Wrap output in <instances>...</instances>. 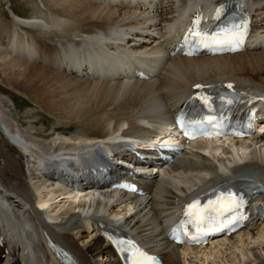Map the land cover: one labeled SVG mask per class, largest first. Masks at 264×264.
Returning <instances> with one entry per match:
<instances>
[{
    "label": "bare ground",
    "instance_id": "bare-ground-1",
    "mask_svg": "<svg viewBox=\"0 0 264 264\" xmlns=\"http://www.w3.org/2000/svg\"><path fill=\"white\" fill-rule=\"evenodd\" d=\"M45 1L52 8L50 12L54 19L51 25L70 32L71 37L81 35L82 39L60 41L61 47L44 44L36 48L30 42L29 34L21 31L22 36H16L18 33L13 30H1L7 34L3 45L10 48L8 51L0 48V68L6 77L3 82L32 97L35 104L52 117L68 124L77 123L83 134H74L70 139L59 135L52 142L39 141L29 135L31 128L22 129L10 119L3 107L5 101L0 99V131L4 137L0 143V264H60L51 255L44 230L48 232L50 223L68 227V223H63L65 220L71 222L69 232L63 238L52 236L75 254L81 264H124L98 224H105L103 217L111 219L115 225L120 218H132L128 223L125 221L130 227L129 232L137 228L141 229L138 232L141 234L144 226L139 219L135 221L136 216L149 205L154 209L152 205L156 198H150V195L156 190L160 194L169 192L177 201V212L182 213L195 200L220 190L234 180L232 174L250 168L263 169L261 173H264V148L255 145V141L237 142L239 146L235 145L236 141H225L219 145L194 143L188 152L175 154L173 161L156 162L155 166L140 162L126 145L116 143L130 140L138 146V136L155 134L156 118L169 120L183 99H194L203 88L233 84L236 90L264 95V39L260 37L261 30H264V0H253L255 8L249 10L256 14L249 24L252 38L262 43L243 52L215 58L205 54L197 58L184 57L181 51L176 55H171V52L174 42L193 21L191 12L198 13L195 10L200 5L203 10L210 5L212 7L217 0ZM187 2H191V11L185 8ZM230 4L231 0L220 1L221 7ZM11 12L19 21L18 26L37 29L46 24V16L40 12L30 19ZM176 22L177 25H174ZM111 29L117 31L118 38L109 35ZM98 38L101 40L97 41ZM95 41L97 44H92ZM83 44L90 45L94 53L107 54L100 60L114 61L112 55L116 52L113 46L116 45L130 58L155 59V65L144 70L141 66L124 67L120 62V69L121 65L110 70L98 68L92 71L96 74L99 71L100 76L91 75L83 69L86 59L82 55L81 64L74 65V68L79 72L83 69V74L66 70V64L69 68L72 65L67 63L71 56L65 53L64 47ZM14 52H18L19 56L12 57ZM38 55L42 57L38 61L46 63L37 64L35 58ZM138 72L148 76H134ZM120 73L130 74L124 77ZM167 94L173 99L169 101ZM259 106L264 109V102ZM146 125L153 129L145 128ZM61 130L69 129H54ZM129 136L135 138L126 140ZM255 138L258 143L264 142V135L255 134ZM91 143H109L110 148L117 152L115 160L134 161L143 168L138 176L133 177L139 187L136 193L149 194V197L139 205L144 207L136 216L132 215L134 208L131 201L136 195L115 189L118 171L122 172L125 168L102 158H96L101 164L98 170L90 166L74 168L72 165L75 171L66 174L55 168L53 160L56 151L62 150L85 162L91 153L98 152L92 148L88 150ZM9 152L21 155L23 164L16 162ZM37 161L40 163L38 166ZM41 164L44 168L40 170ZM157 168L160 180L155 182L152 174ZM74 182L75 189L83 186V192L72 191L67 199H63V190L69 191ZM44 199L46 203L41 208L46 211L38 213L36 202ZM255 199L260 200L261 197ZM101 213L104 216L101 217ZM256 219L255 228L248 227L218 248L181 250L177 256L170 252H152L165 264H264V248L261 253L249 248L252 240L264 239V214H258ZM163 235L168 238L165 232ZM96 257L102 258V261H97ZM189 257L196 259L197 263L190 261Z\"/></svg>",
    "mask_w": 264,
    "mask_h": 264
},
{
    "label": "rangeland",
    "instance_id": "rangeland-1",
    "mask_svg": "<svg viewBox=\"0 0 264 264\" xmlns=\"http://www.w3.org/2000/svg\"><path fill=\"white\" fill-rule=\"evenodd\" d=\"M9 9L15 12L19 17H24L26 19L34 18L33 16L36 15V13L40 12L44 16H46L44 19V22L46 24L41 27L40 26L37 27V29L35 27L26 28L24 26H18L17 24L19 21L16 20V18L13 16L12 12H10ZM51 9L48 2H46L45 0H3V1L0 0V31L7 29L8 31L13 30L15 34L18 33L16 34V36H18L19 34H20L19 36H22V34L25 32L24 34L30 35L29 40L30 42H32L34 46H37L36 48L38 47L41 48V45L44 46V44L61 47L60 46L61 42L62 43L67 42V40L70 39H75L78 41L81 40L82 39L81 35H75L76 37H71L72 34L70 32L64 29L60 30V28L51 25V21L52 19H54L51 16V12H50ZM70 22L73 21L71 20ZM46 25L48 27H46ZM6 35L7 34L5 32H0V48H3L5 46L3 44L6 39ZM86 36L88 35L86 34ZM83 39L86 38L84 37ZM262 44H264V42ZM8 49L10 48L4 47L5 51H8ZM11 56L18 57L19 54L18 52H14L11 54ZM38 57L35 58L37 64L42 65L46 63L43 60L38 61L39 59H42L41 56L38 55ZM5 78L6 77L2 73V68H0V99L5 101L3 107L7 109L10 115V119L13 120V122H15L16 124H19V126L22 129L31 128L32 131L28 132L30 136L35 137L39 141L41 140L46 142H52L54 141L55 138L59 137V135L68 136L69 138H65V139H70L72 136H74V134L77 133L83 134L77 123L75 124L74 122L73 123L69 122L68 124L65 121L58 120L57 118L52 117L49 113L45 112V110L41 106H37L34 100L32 99V97L26 95L25 93L23 94V92L21 91H17L13 89L11 86H9V84L7 85L5 82H3ZM167 95L166 97L169 99V101L173 99V97H171L169 94ZM173 103L174 102H172L171 105H173ZM115 114L117 115L118 113ZM58 127L61 129H69V130L54 131V129ZM2 135L3 134L0 131V143L3 142L2 139L4 137ZM9 154L16 160V162H20L23 164L21 155L11 154V152H9ZM260 171H263V169H260ZM158 175L159 174L152 175L153 181L156 182L157 180H160ZM154 192L155 194H160L159 192H157V190ZM155 194L150 195V198L152 197L156 198L154 201L155 203L153 202V200L151 201L154 203L152 207H154L155 210L151 209V205H149L140 215L137 216L136 213H138L144 207V205L142 206L139 205L146 201L144 199H147V197H149V194L147 195L138 194L136 195V197L131 199V201H133L132 206L134 208L133 211L134 213L132 215L136 216L135 221L139 219L142 222V223L140 222L141 226H144L143 228L144 231L141 232V234L138 233L139 231H141V229L136 230L137 228L134 231L129 232L130 227H128V224H126L125 221L127 220L128 223V221H131L132 218L126 219L123 217L120 218L117 223L120 224L118 225L121 227L122 230L127 231L128 234L130 233L129 234L130 237L133 238L146 251L149 252L155 251L161 253L170 252L173 255L177 256V253H179L178 250L174 248V246L168 241L167 238L163 237L164 236L163 232L167 230L168 226L171 223L170 221L174 219L176 216L177 201L176 202L174 201L173 196L169 194V192H163L159 196ZM260 201L261 200H257L251 204L253 206V208L251 209H253L254 212H257V210L262 208V204H261L262 201L261 202ZM67 221L68 220H65L63 223L65 222L68 223L67 224L69 225L68 227L62 226L58 223L57 225L51 224L52 226H50L48 232L51 235H55V236L60 235L63 238L64 235L69 232L68 229L71 226L70 225L71 222H67ZM135 221L132 222V225ZM251 223L252 224L250 228L251 227L255 228L256 221ZM154 236L157 238L154 239ZM251 245L249 247L251 250L261 253L262 248H264V239L262 238L254 239L252 240ZM188 259L193 262L196 261L195 263H197V260L194 258L189 257ZM96 260L101 262L102 258L96 257Z\"/></svg>",
    "mask_w": 264,
    "mask_h": 264
},
{
    "label": "snow or ice",
    "instance_id": "snow-or-ice-1",
    "mask_svg": "<svg viewBox=\"0 0 264 264\" xmlns=\"http://www.w3.org/2000/svg\"><path fill=\"white\" fill-rule=\"evenodd\" d=\"M229 87H231V85H229ZM227 206H231V198H229V205ZM186 215L194 216L197 219H201V220L204 218L203 216H201L200 209L196 203L189 205L188 212L186 213ZM137 254L141 256L143 255L142 253H138V250H137ZM132 264H141V261L137 259H133Z\"/></svg>",
    "mask_w": 264,
    "mask_h": 264
},
{
    "label": "water",
    "instance_id": "water-1",
    "mask_svg": "<svg viewBox=\"0 0 264 264\" xmlns=\"http://www.w3.org/2000/svg\"><path fill=\"white\" fill-rule=\"evenodd\" d=\"M3 1V0H2ZM10 10V9H9ZM11 12V11H10Z\"/></svg>",
    "mask_w": 264,
    "mask_h": 264
}]
</instances>
